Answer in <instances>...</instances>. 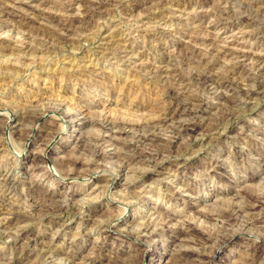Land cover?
Segmentation results:
<instances>
[{
	"label": "rangeland",
	"instance_id": "1",
	"mask_svg": "<svg viewBox=\"0 0 264 264\" xmlns=\"http://www.w3.org/2000/svg\"><path fill=\"white\" fill-rule=\"evenodd\" d=\"M0 4V264H165L180 251L212 257L208 264H264L258 262L264 258V199L248 233L239 221L210 212L229 214L264 197V0ZM194 73L230 86L197 84ZM232 89H247V104L231 109L218 96ZM176 95L196 112L190 132L163 129L160 162H126L136 154V138L129 131L127 140L115 141L109 121L162 119ZM27 107L46 113L19 137L13 119ZM220 108L235 110V117L217 122ZM48 120L51 134L41 127ZM71 120L76 132L69 131ZM146 144L140 147L158 149ZM59 203L58 214L51 208ZM187 230L191 236H182Z\"/></svg>",
	"mask_w": 264,
	"mask_h": 264
},
{
	"label": "bare ground",
	"instance_id": "2",
	"mask_svg": "<svg viewBox=\"0 0 264 264\" xmlns=\"http://www.w3.org/2000/svg\"><path fill=\"white\" fill-rule=\"evenodd\" d=\"M15 1V0H14ZM94 1V0H93ZM98 1H100V0H98ZM70 2V1H69ZM89 2V1H88ZM6 3V2H5ZM9 3V2H8ZM67 3V2H66ZM86 3V2H85ZM97 3V2H96ZM27 4V3H26ZM87 4V3H86ZM99 4H100V2H99ZM224 4V3H223ZM232 4H234V3H232ZM246 4V3H245ZM250 4V3H249ZM1 5V4H0ZM62 5V4H61ZM90 6H91V3H90ZM85 7V6H84ZM91 7H94V6H91ZM248 7V6H247ZM88 8H90V7H88ZM218 8V7H217ZM61 9H63V8H61ZM220 9V8H219ZM257 9V8H256ZM7 10V9H6ZM86 10H87V8H86ZM90 10V9H89ZM88 10V11H89ZM246 10V9H245ZM244 10V11H245ZM252 10V9H251ZM254 10V9H253ZM87 11V12H88ZM220 11V10H219ZM218 11V12H219ZM235 11V10H234ZM72 12V11H71ZM61 13V12H60ZM220 13V12H219ZM246 13V12H245ZM59 14V13H58ZM87 15V14H86ZM213 15V14H212ZM235 15V14H234ZM261 15V14H260ZM54 16V15H53ZM253 16V15H252ZM46 17V16H45ZM251 17V16H250ZM58 18V17H57ZM57 18H55V19H57ZM65 18V17H64ZM71 18V17H70ZM211 18V17H210ZM254 18H256V17H254ZM263 18V17H262ZM45 19V18H44ZM65 19H67V18H65ZM47 20H49V19H47ZM58 20H59V18H58ZM70 20V19H69ZM72 20V19H71ZM78 20V19H77ZM60 21V20H59ZM67 21V20H66ZM65 21V22H66ZM235 21V20H234ZM62 22H63V20H62ZM70 22V21H69ZM244 22H245V20H244ZM249 21H247V23H248ZM59 23V22H58ZM60 23H61V21H60ZM72 23V22H71ZM62 24V23H61ZM60 24V25H61ZM63 24H65V23H63ZM69 24V23H68ZM226 24V23H225ZM244 25V24H243ZM69 28V27H68ZM259 28V27H258ZM257 28V29H258ZM249 29V28H248ZM254 29V28H253ZM45 30V29H44ZM244 30V29H243ZM57 32V31H56ZM61 32V31H60ZM43 33V32H42ZM47 33V32H46ZM49 33V32H48ZM53 35V34H52ZM34 36V35H33ZM53 37V36H52ZM164 37V36H163ZM54 38V37H53ZM213 39V38H212ZM54 41H56V40H54ZM40 43H42V42H40ZM55 43V42H54ZM57 43V42H56ZM36 44V43H35ZM126 44V43H125ZM206 44V43H205ZM39 45V44H38ZM44 45V44H43ZM47 45V44H46ZM45 45V46H46ZM217 45V44H216ZM117 46V45H116ZM3 47V46H2ZM14 47V46H13ZM35 47H37V46H35ZM40 47V46H39ZM43 49H44V47H43ZM13 50V49H12ZM36 50V49H35ZM117 50V49H116ZM108 51V50H107ZM186 51V50H185ZM190 51V50H189ZM217 51V50H216ZM185 53V52H184ZM200 53V52H199ZM204 53V52H203ZM227 53V52H226ZM225 53V54H226ZM169 54V53H168ZM202 57V56H201ZM218 57V56H217ZM108 58V57H107ZM170 60V59H169ZM222 60V59H221ZM156 61V60H155ZM224 62V61H223ZM166 63V62H165ZM236 63V62H235ZM180 64V63H179ZM199 64V63H198ZM208 64V63H207ZM185 65V64H184ZM204 65V64H203ZM202 65V66H203ZM216 65V64H215ZM262 65V64H261ZM151 66V65H150ZM190 66V65H189ZM188 66V67H189ZM198 66V65H197ZM208 67H209V64L207 65ZM210 66H212V65H210ZM217 66V65H216ZM85 67V66H84ZM200 68V67H199ZM198 68V69H199ZM213 68V67H212ZM261 68V67H260ZM168 69V68H167ZM181 69V68H180ZM232 69V68H231ZM156 70H158V69H156ZM236 70V69H235ZM14 71V70H13ZM138 71V70H137ZM193 71V70H192ZM237 71V70H236ZM139 72V71H138ZM183 72V71H182ZM201 72V71H200ZM262 72V71H261ZM10 73V72H9ZM8 73V74H9ZM137 73V72H136ZM142 73V72H141ZM187 73V72H186ZM195 73H196V71H195ZM194 73V74H195ZM212 73H214V72H212ZM217 73V72H216ZM215 73V74H216ZM230 73H232V72H230ZM238 73V72H237ZM7 74V73H6ZM179 74V73H178ZM200 75H201V73H199ZM203 74V73H202ZM206 74H208V70H207V73ZM220 74V73H219ZM236 74V73H235ZM170 75V74H169ZM196 75V74H195ZM196 75V77H195V79H197V81H196V83L199 81V80H201L202 82H203V84L204 83H210V84H213L214 85V88H222V87H227V86H230L229 84L228 85H226V84H224L223 85V83H219L217 80H215L214 79V77L213 76H203V75ZM209 75V74H208ZM218 75V74H217ZM232 75H234V74H232ZM245 75V74H244ZM243 75V76H244ZM248 75V74H247ZM246 75V76H247ZM255 75V74H254ZM146 76V75H145ZM184 76V75H183ZM186 76V75H185ZM236 76V75H235ZM238 76V75H237ZM241 76H242V73H241ZM250 76V75H249ZM263 76V75H262ZM176 77V76H175ZM181 76H179V78H180ZM190 77V76H189ZM213 77V78H212ZM218 77V76H217ZM223 77V76H222ZM225 77V76H224ZM223 77V78H224ZM229 77V76H228ZM240 77V76H239ZM156 78V77H155ZM216 78V77H215ZM234 78H236V77H234ZM238 78V77H237ZM245 78V77H244ZM243 78V79H244ZM165 79V78H164ZM171 79V78H170ZM178 79V78H177ZM182 79V78H181ZM190 79V78H189ZM220 79V78H219ZM250 79V78H249ZM262 79H263V77H262ZM159 80V79H158ZM176 80V79H175ZM232 80V78L230 79V80H228V81H231ZM235 80V79H234ZM256 80V79H255ZM148 81V80H147ZM188 81V80H187ZM193 81H194V79H193ZM201 81H200V87H201ZM220 81H222V80H220ZM225 81V80H224ZM227 81V82H228ZM3 82V81H2ZM181 82V81H180ZM191 82V81H190ZM195 82V81H194ZM227 82H225V83H227ZM236 82V81H235ZM243 82V81H242ZM174 83V82H173ZM229 83V82H228ZM246 83V82H245ZM193 84H195V83H193ZM198 84V83H197ZM196 84V85H197ZM209 84V85H210ZM249 84V83H248ZM188 85V84H187ZM189 85H190V83H189ZM205 85V84H204ZM223 85V86H222ZM251 85V84H250ZM171 86V85H170ZM176 86V85H175ZM178 86V85H177ZM194 86V85H193ZM193 86L191 87V88H193ZM199 86V85H198ZM169 87V86H168ZM203 87V86H202ZM210 87H211V85H210ZM238 87V86H237ZM240 87V86H239ZM251 88H252V86H250ZM171 88H173V87H171ZM204 88H206V86L204 87ZM203 88V89H204ZM209 88V87H208ZM207 88V89H208ZM234 88H236V86L234 87ZM242 88V87H241ZM245 88V87H244ZM264 88V87H263ZM163 89H165V88H163ZM174 89V88H173ZM199 89V88H198ZM202 89V90H203ZM224 89V88H223ZM229 89V88H228ZM239 89V88H238ZM182 90V89H181ZM186 90V89H185ZM214 90V89H213ZM212 90V91H213ZM216 90V89H215ZM214 90V91H215ZM218 90V89H217ZM220 90H222V89H220ZM236 90H237V88H236ZM241 90H243V89H241ZM170 91V90H169ZM175 91V90H174ZM201 91V90H200ZM199 91V92H200ZM204 91V90H203ZM207 91V90H206ZM213 91V92H214ZM230 91H233V93H231V94H220V95H218V96H221L222 97V99L224 100H226V102L225 103H228V105L227 106H230V104H231V109H232V106H236V107H238V108H241L244 104H247L246 102L244 103V92H247V89L243 92V91H234V89H232V90H230ZM250 90H248V92H249ZM183 92H185V91H183L182 90V93ZM197 92V91H196ZM218 92H219V90H218ZM221 92V91H220ZM170 93H172V96H175V95H173V94H175L174 92H170ZM216 93V92H215ZM214 93V94H215ZM225 93V92H224ZM163 94V93H162ZM165 94V93H164ZM178 95H181V94H179V92L177 93ZM188 94H189V92H188ZM187 94V95H188ZM246 94V93H245ZM182 95H185V94H182ZM253 95V94H252ZM168 96V95H167ZM207 96V95H206ZM216 96H217V94H216ZM170 97V96H169ZM195 97V96H194ZM248 97V96H247ZM176 100L177 101H175V107H171V108H169L168 109V111H167V113L165 114V116L161 119V117H160V119H158V118H154L153 117V119H158L157 121H153V119H152V122L150 123V120H149V122L147 121V123L148 124H141V125H137V124H134V125H125V124H123L122 126L121 125H118V126H115L112 122H110L109 121V126H110V129H108V130H110V132L112 131V136L114 137V139H115V141H120V142H122V141H124V140H127V138H126V135L128 134V132L129 131H131L132 133H133V135L135 136V138H136V140H135V143L132 145V146H134V148L135 149H137V150H135L136 151V154L134 155V156H129V157H126L127 158V160H126V162L127 161H132V163L134 162H136V163H141V162H143V161H149V162H151V164L153 163H157V161H159L158 159H161L160 158V156L162 155V153H163V155H164V152L166 151V149H164L162 146H163V144H162V138H160V136H161V132H163V129H165L166 128V130L167 129H169V128H172V129H174V131L175 132H177V133H187V132H190V129H191V125L192 124H190L191 122H190V119L193 117V115L196 113H194V108L191 106V104L189 105V103H186V101L184 102V100H187V99H185V97L184 96H182V99H183V101L182 100H180V98L178 99L177 98V95H176ZM188 98V97H187ZM201 98V97H200ZM218 98V97H217ZM246 98V97H245ZM251 98V97H250ZM250 98H248V100L250 99ZM252 98H254V96L252 97ZM170 99V98H169ZM174 99V98H173ZM194 99V98H193ZM192 99V100H193ZM189 100H190V98H189ZM198 100V99H197ZM221 100V99H220ZM222 100V101H223ZM224 100V101H225ZM252 100V99H251ZM250 100V101H251ZM258 100V99H257ZM171 101V100H170ZM195 102H196V99L194 100ZM203 101V100H202ZM202 101H200L201 103H200V105L201 104H203L202 103ZM221 101V102H222ZM172 102H173V100H172ZM189 102V101H188ZM190 103H191V101H190ZM193 104H194V102H192ZM198 103V102H197ZM224 103V104H225ZM38 104V103H37ZM172 104V103H171ZM170 104V105H171ZM219 104V103H218ZM224 104H222V105H224ZM30 105V104H29ZM251 105H253V104H251ZM33 106V105H32ZM218 106V105H217ZM221 106V105H220ZM226 106V105H225ZM226 106V107H227ZM223 107V106H222ZM236 107H234V108H236ZM168 108V107H167ZM166 108V109H167ZM218 108H219V106H218ZM230 108V107H229ZM229 108H220V112H218L220 115H218V118H217V122L219 121V120H223V119H228V118H233V116H234V111L235 110H231V111H229ZM250 108V107H249ZM46 109V108H45ZM197 109V108H196ZM237 109V108H236ZM47 110V109H46ZM54 110V109H53ZM50 111H51V109H50ZM55 111V110H54ZM54 111H52V112H54ZM164 111V110H163ZM166 112V111H165ZM236 112H237V110H236ZM46 113V111H44V110H42V109H40V108H38V109H36V108H33V107H31V108H24L23 110H21L20 111V113H19V116L17 117V118H15V119H13L14 121H13V123H14V125H15V127H16V133L17 134H19L18 136L19 137H21V136H23V135H25V134H28L29 132H30V130L31 129H29L28 128V123H32V124H37V122L38 121H40L41 119H40V116L41 115H44ZM61 113V112H60ZM66 113V112H65ZM69 113V112H68ZM164 113V112H163ZM14 114V113H13ZM62 114V113H61ZM67 114V113H66ZM217 114V113H216ZM236 114V113H235ZM238 114V113H237ZM68 115V114H67ZM198 115V114H197ZM14 116V115H13ZM72 116V115H71ZM74 116V115H73ZM76 116V115H75ZM111 116V115H110ZM162 116V115H161ZM217 116V115H216ZM238 116V115H237ZM64 117H66V116H64ZM201 117V116H200ZM235 117V116H234ZM73 119H74V117H72ZM72 118H69V119H72ZM77 118V117H76ZM105 118V117H104ZM150 118V117H149ZM216 118V117H215ZM237 118V117H236ZM235 118V119H236ZM115 119V118H114ZM51 120V119H50ZM100 120V119H99ZM116 120V119H115ZM144 120V119H143ZM142 120V121H143ZM148 120V119H147ZM192 120V119H191ZM49 121V120H48ZM54 121V120H53ZM53 121H51V122H53ZM73 121L74 120H71L70 121V128L72 129V130H69L70 132H76V130H77V128H76V126L73 124ZM95 121H97L96 119H95ZM112 121V120H111ZM63 122V121H62ZM113 122H115V124H116V121H113ZM131 122V121H130ZM132 122H134V121H132ZM138 122V121H137ZM146 122V121H145ZM225 122V121H224ZM12 123V122H11ZM49 123H50V121H49ZM96 123V122H95ZM99 123H101V125H102V123L103 122H99ZM105 123V122H104ZM107 123V122H106ZM128 123V122H127ZM142 123V122H141ZM200 123V122H199ZM4 124V123H3ZM59 124H61V123H59ZM94 124V123H93ZM92 124V127L94 126ZM117 124H119L118 122H117ZM129 124H132V123H129ZM138 124H140V123H138ZM13 125V124H12ZM91 125V124H90ZM100 125V128L102 127ZM105 125V124H104ZM195 125V124H194ZM5 125H3V127H4ZM11 126V125H10ZM46 127L47 126V128H46V130H47V134H51V132L52 131H54V127H52V124L50 123V124H47V123H43L42 125H41V127ZM54 126V125H53ZM89 126V125H88ZM98 127H99V125H97ZM213 126V125H212ZM210 127V128H213V127ZM94 127H96V126H94ZM216 127V126H215ZM89 128H91L90 126H89ZM97 128V127H96ZM106 128V127H105ZM34 129V128H33ZM79 130V129H78ZM214 130H216V129H214ZM221 130V129H220ZM248 130V129H247ZM211 131V130H210ZM242 131H244V130H242ZM100 132V131H99ZM55 133V132H54ZM108 133H109V131H108ZM131 133V134H132ZM250 133V132H249ZM31 134V133H30ZM90 134V133H89ZM87 135V134H86ZM169 135V134H168ZM168 135H167V137H168ZM44 136H46L45 134H44ZM83 136V135H82ZM129 136V135H128ZM171 136H173V135H171ZM177 136H178V134H177ZM161 137H163V135L161 136ZM170 137V136H169ZM256 137V136H255ZM261 137V136H260ZM264 137V136H263ZM28 138V137H27ZM83 138V137H82ZM126 138V139H125ZM178 138V137H177ZM235 138H237V136H235ZM254 138V137H253ZM257 138V137H256ZM20 139V138H19ZM88 140L90 139V138H87ZM86 139V140H87ZM100 139V138H99ZM108 139V138H107ZM169 139V138H168ZM212 139V138H211ZM259 139V138H258ZM82 140H84V139H82ZM85 140V141H86ZM88 140L86 141V142H88ZM91 140V139H90ZM95 140H96V138H95ZM102 140V139H101ZM104 140H106V139H104ZM111 140V139H110ZM97 141V140H96ZM100 141V140H99ZM108 141V140H107ZM107 141H105V142H107ZM41 142V141H40ZM81 142V141H80ZM110 142V141H109ZM113 142V141H112ZM127 142V141H126ZM130 142V141H129ZM134 142V141H133ZM137 142V143H136ZM148 142H153V143H157V145H158V149H153V151H146V150H143L140 146H141V144H143V143H147L148 144ZM169 142H170V140H169ZM190 142V141H189ZM90 143V142H89ZM96 143V142H95ZM98 143H100V142H98ZM86 144V143H85ZM88 144V143H87ZM91 144H93V143H91ZM113 144V146H116V145H114L115 143H112ZM147 144H146V146H147ZM167 144H169V143H167ZM89 145V144H88ZM96 145H98V144H96ZM95 145V146H96ZM125 145V144H124ZM127 145V144H126ZM157 145H155V146H157ZM166 145V144H165ZM169 145H171V144H169ZM87 146V145H86ZM90 146V145H89ZM93 146H94V144H93ZM111 146V145H110ZM143 146V145H142ZM97 147V146H96ZM120 147H121V145H120ZM129 147V146H128ZM152 147V146H151ZM93 148V147H92ZM111 148V147H110ZM130 148V147H129ZM144 148V147H143ZM154 148V147H153ZM166 148H167V146H166ZM184 148V147H183ZM182 148V149H183ZM103 149V148H102ZM102 149H100V150H102ZM115 149V148H114ZM116 149H118V146L116 147ZM148 149V148H147ZM151 149V148H150ZM168 149V148H167ZM86 150V149H85ZM92 150V149H91ZM97 150V149H96ZM95 150V151H96ZM104 150H105V148H104ZM104 150H102V151H104ZM134 150V149H133ZM101 151V152H102ZM170 151V150H169ZM92 152H93V150H92ZM131 153H132V151H130ZM86 153V152H85ZM109 153H111V152H109ZM115 153V152H114ZM117 153H119V152H117ZM168 153V152H167ZM184 153V152H183ZM100 154V153H99ZM104 154H105V152H104ZM104 154H103V156H104ZM171 154V153H170ZM187 154V153H186ZM191 154V153H190ZM162 155V156H163ZM102 156V155H101ZM168 156V155H167ZM191 156V155H190ZM218 156V155H217ZM100 157V156H99ZM98 157V158H99ZM107 157V156H106ZM108 158H110L109 156H108ZM184 159H185V157H183ZM46 159V158H45ZM114 159V158H113ZM125 159V158H124ZM163 159V158H162ZM123 160V159H122ZM63 161V160H62ZM78 161V160H77ZM97 161V160H96ZM119 162H120V160H119ZM160 162V161H159ZM59 163V162H58ZM61 164L62 163H64V161L63 162H60ZM131 163V164H132ZM44 164V163H43ZM67 164V163H66ZM65 164V165H66ZM150 164V163H149ZM148 164V165H149ZM90 165V164H89ZM179 165V164H178ZM213 165V164H212ZM240 165V164H239ZM70 166V165H69ZM68 166V167H69ZM128 166V165H127ZM127 166H126V168H127ZM135 166V165H134ZM61 167V166H60ZM68 167H66L67 169H68ZM93 167V166H92ZM117 167V166H116ZM154 167V166H153ZM157 167V166H156ZM209 167V166H208ZM64 168V167H63ZM140 168H142V167H140ZM145 168H147V167H145ZM66 169V170H67ZM80 169V168H79ZM210 169V168H209ZM60 170H62V169H60ZM143 170V169H142ZM147 170V169H146ZM146 170H145V172H146ZM70 172H71V170H70ZM69 172V173H70ZM165 172V171H164ZM78 173V172H77ZM133 173V172H132ZM144 173V172H143ZM142 173V174H143ZM148 173V172H147ZM163 173V172H162ZM166 173V172H165ZM206 173V172H205ZM57 174H58V172H57ZM60 174V173H59ZM66 174H68V173H66ZM168 174V173H167ZM170 174V173H169ZM69 175V174H68ZM113 175V174H112ZM171 175V174H170ZM58 176V175H57ZM144 176V175H143ZM169 176V175H168ZM65 177H67V176H65ZM139 177H140V175H139ZM147 177V176H146ZM157 177V176H156ZM161 178H162V176H160ZM163 177H164V175H163ZM62 178V177H61ZM71 178H72V176H71ZM109 178V177H108ZM137 178V177H136ZM140 178H142V177H140ZM153 178V177H152ZM160 178V179H161ZM165 178V177H164ZM164 178H162V179H164ZM167 178V177H166ZM145 179V178H144ZM143 179V180H144ZM156 179V178H155ZM157 180H158V178H157ZM134 181V180H133ZM151 181V180H150ZM156 181V180H155ZM155 181H153V182H155ZM177 181V180H176ZM157 182V181H156ZM159 182V181H158ZM151 183V182H150ZM264 183V182H263ZM13 184V183H12ZM109 185V184H108ZM148 186V185H147ZM263 186V185H262ZM8 187V186H7ZM13 187V186H12ZM15 187V186H14ZM150 187V186H149ZM9 188V187H8ZM147 188V187H146ZM178 188V187H177ZM176 188V189H177ZM12 189V188H11ZM29 189V188H28ZM170 189V188H169ZM184 189V188H183ZM182 189V190H183ZM264 189V188H263ZM166 190V189H165ZM174 190V189H173ZM180 190V189H179ZM257 190V189H256ZM28 191V190H27ZM121 191V190H120ZM160 191V190H159ZM258 191V190H257ZM42 192V191H41ZM46 192V191H45ZM138 192V191H137ZM172 192V191H171ZM174 192V191H173ZM176 192H178V191H176ZM6 193V192H5ZM24 193V192H23ZM29 193V192H28ZM144 193V192H143ZM33 194V193H32ZM38 194V193H37ZM67 194V193H66ZM43 196H44V194H42ZM41 195V196H42ZM129 195H130V193H129ZM145 195V194H144ZM235 195V194H234ZM38 196V195H37ZM40 196V197H41ZM52 196V195H51ZM24 197V196H23ZM47 197V196H46ZM61 197V196H60ZM176 197V196H175ZM178 197V196H177ZM254 197H256L255 199H254V201H253V203L251 204V202H250V204H247L246 206H242V207H234V210H231V212L229 213V214H225L224 212H222L221 210H211L210 212H213V214H216V215H218L219 217H221V216H223V218H225L224 220H226V222L227 223H234V222H236L237 223V221H239L240 222V229L242 228V229H246L247 231V233H248V230L251 228V226L253 227V225H255L254 224V221H256V219H258V217L256 218V217H254V210H256L257 208H260V206H262L263 204V199H264V197H259V196H254ZM37 198V197H36ZM125 198V197H124ZM243 198V197H242ZM3 199V198H2ZM25 199V198H24ZM37 199H39V196H38V198ZM50 199V198H49ZM59 199V198H58ZM66 199H68V198H66ZM70 199V198H69ZM251 199V198H250ZM5 200V199H4ZM26 200V199H25ZM33 200V199H32ZM41 200V199H40ZM40 200H37V201H40ZM43 200H47L46 198L45 199H43ZM237 200H238V198H237ZM263 200V201H262ZM44 201V202H45ZM53 201H55V200H53ZM53 201H51V202H53ZM61 201V200H60ZM59 201V202H60ZM242 201V200H241ZM248 201V200H247ZM64 202V201H63ZM68 202V201H67ZM72 202H74V200L72 201ZM235 202H237V201H235ZM243 202V201H242ZM41 203V202H40ZM56 204H57V202H55ZM62 203V202H61ZM61 203H59V204H61ZM65 203H66V201H65ZM239 203V202H238ZM20 204V203H19ZM32 204V203H31ZM14 205V204H13ZM55 205V204H54ZM52 205L53 207L51 208L52 210H54V212H57L58 214L59 213H61L62 212V210H63V204H61V205ZM237 205H239V204H237ZM245 205V204H244ZM208 206V205H207ZM220 206V205H219ZM30 207V206H29ZM51 207V206H50ZM221 207V206H220ZM219 207V208H220ZM27 208V207H26ZM125 209V208H124ZM264 209V207H262V210ZM16 210V209H15ZM51 210V211H52ZM205 211V210H204ZM227 211H230V210H227ZM64 212V211H63ZM158 212V211H157ZM262 212V211H261ZM259 213V212H258ZM208 214V213H207ZM160 215V214H159ZM211 215V214H210ZM245 215H250V216H252L250 219H249V217H248V219H244L246 216ZM260 214H258L257 216H259ZM27 216V215H26ZM33 216V215H32ZM245 216V217H244ZM29 217V216H28ZM208 217H211V216H208ZM213 217V216H212ZM261 217V216H260ZM213 219V218H212ZM215 219V218H214ZM15 220V219H14ZM151 220V219H150ZM161 220V219H160ZM221 220V219H220ZM223 220V221H224ZM218 221V220H217ZM222 221V220H221ZM220 221V222H221ZM260 221V220H259ZM19 222V221H18ZM225 222V221H224ZM225 222V223H226ZM262 223L261 224H263V226H261L262 228H264V219L261 221ZM162 223V222H161ZM160 223V224H161ZM213 223V222H212ZM222 223V222H221ZM4 224V223H3ZM24 224V223H23ZM155 224V223H154ZM174 224V223H173ZM171 225V224H170ZM170 225H168V226H170ZM219 225V224H218ZM223 225H225L224 223H223ZM257 225V224H256ZM20 226H21V224H20ZM19 226V227H20ZM60 226V225H59ZM140 226H141V224H140ZM147 226H148V224H147ZM167 226V227H168ZM222 226V225H221ZM142 227V226H141ZM146 227V226H145ZM144 227V228H145ZM149 227V226H148ZM173 227V226H172ZM223 227H225L226 228V226H223ZM55 229V228H54ZM120 229V228H119ZM122 229V228H121ZM126 229V228H125ZM135 229V228H134ZM143 229V228H142ZM166 229V228H165ZM189 229V228H188ZM232 229V228H231ZM239 229V230H240ZM253 229V228H252ZM259 229V228H258ZM258 229H256V230H258ZM4 230V229H3ZM123 230V229H122ZM145 230V229H144ZM146 230H147V228H146ZM238 230V231H239ZM255 229H253L252 230V232L251 233H254L253 231H254ZM90 231V230H89ZM112 231V230H111ZM152 231V230H151ZM228 231V230H227ZM251 231V230H250ZM262 231V230H261ZM29 232V231H28ZM95 232V231H94ZM117 232V231H116ZM123 232V231H122ZM129 232V231H128ZM131 232V231H130ZM137 232V231H136ZM150 232V231H149ZM226 232V231H225ZM237 232V231H236ZM242 231H240V233H241ZM245 232V231H244ZM245 232V233H246ZM118 233H119V231H118ZM132 233V232H131ZM130 233V234H131ZM144 233H146V232H144ZM144 233H143V235L142 234H139V236L141 235V236H144ZM181 234H182V236L183 235H187V237L190 235V232L187 230V231H182V232H180ZM239 233V234H240ZM246 233V234H247ZM133 234H134V232H133ZM148 234V233H147ZM147 234H145V236L147 235ZM180 234V235H181ZM226 234V233H225ZM224 234V235H225ZM244 234V233H243ZM257 234H258V232H257ZM260 234V233H259ZM103 235V234H102ZM125 235V234H124ZM138 235V234H137ZM194 235H195V233H194ZM253 235V234H252ZM261 235V234H260ZM16 236V235H15ZM122 236H123V234H122ZM127 236H130V235H127ZM148 236V235H147ZM191 236V235H190ZM230 236V235H229ZM27 238H28V234H27V236H26ZM122 238V237H121ZM133 238V237H132ZM181 238H183V239H185L186 240V238H184V237H181ZM26 240V239H25ZM141 240V239H140ZM194 240V239H193ZM211 240V239H210ZM209 240V238L208 239H206L205 240V242L207 243V242H209L210 241ZM144 241V240H143ZM142 241V242H143ZM204 241V240H203ZM185 242V241H184ZM204 242V243H205ZM225 242V241H224ZM49 243V242H48ZM94 243V242H93ZM146 243H147V241H146ZM205 243V244H206ZM143 244H145V243H143ZM186 244H188V243H186ZM22 245H23V243H22ZM217 245V244H216ZM215 245V246H216ZM206 246H208V245H206ZM214 246V245H213ZM219 246V245H218ZM21 247H23V246H21ZM185 247V246H184ZM217 247V246H216ZM24 248V247H23ZM186 248V247H185ZM190 248V247H189ZM198 248V247H197ZM200 248V247H199ZM205 248V247H204ZM191 249V248H190ZM21 250V249H20ZM21 251H23V250H21ZM144 251V250H143ZM11 252V251H10ZM209 252V251H208ZM213 254V253H212ZM207 256V255H206ZM205 256V254H203V253H199V252H188V251H180V252H177V253H175V255L173 256V258H171L170 260H166L167 262L165 263V264H189V263H191V264H208V261H207V258H208V256L206 257ZM210 256V255H209ZM212 256V255H211ZM210 256V257H211ZM212 258V257H211ZM211 258H208V259H211ZM58 260V259H57ZM59 260H61V259H59ZM67 260V259H66ZM260 260H262V261H260ZM260 260H258V262L259 263H264V258L263 259H260ZM68 261V260H67ZM124 261V260H123ZM128 262V261H127ZM193 262V263H192ZM66 263V262H65ZM132 263V262H131ZM251 263V262H250ZM254 263V262H253ZM115 264V263H114ZM257 264V263H256Z\"/></svg>",
	"mask_w": 264,
	"mask_h": 264
}]
</instances>
